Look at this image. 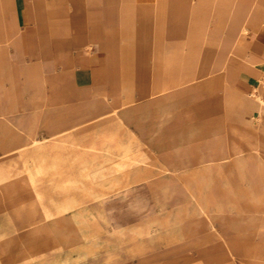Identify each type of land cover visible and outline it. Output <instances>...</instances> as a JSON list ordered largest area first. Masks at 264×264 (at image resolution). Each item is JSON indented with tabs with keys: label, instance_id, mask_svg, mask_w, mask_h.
Returning a JSON list of instances; mask_svg holds the SVG:
<instances>
[{
	"label": "crops",
	"instance_id": "obj_1",
	"mask_svg": "<svg viewBox=\"0 0 264 264\" xmlns=\"http://www.w3.org/2000/svg\"><path fill=\"white\" fill-rule=\"evenodd\" d=\"M4 3L0 0V20L17 22L19 59L25 69H38L40 99L55 102L51 115L71 117V124L87 118L86 125L106 119L114 124L119 118L126 137H121L122 147L130 149V140L135 141L137 163L163 173L195 178L208 173L219 180L228 168L240 185L248 184L246 194L259 211L264 237V185L256 167L264 164V155L235 149L238 133L264 145L254 129L264 118V10L255 19L249 10L254 0ZM245 26L248 32L242 36ZM9 88L2 82V91ZM243 226L223 224L229 254L251 253L254 264H264L257 262L264 255V239L249 250L240 247L238 241L247 240Z\"/></svg>",
	"mask_w": 264,
	"mask_h": 264
},
{
	"label": "rangeland",
	"instance_id": "obj_2",
	"mask_svg": "<svg viewBox=\"0 0 264 264\" xmlns=\"http://www.w3.org/2000/svg\"><path fill=\"white\" fill-rule=\"evenodd\" d=\"M17 33L16 21L0 20V64L14 54ZM19 101L12 110L0 107V264H254L251 253L232 257L223 234L224 223L244 225L247 240L238 241L244 251L264 239L248 184L240 185L228 168L217 180L208 173L193 178L139 164L138 150L122 147L125 134L107 119L39 148L4 154L12 137L22 143L49 138L53 128L72 121L51 115L55 102L28 89ZM254 129L264 138V118ZM256 167L264 185V164ZM201 197L211 199L210 206ZM257 262L264 263V255Z\"/></svg>",
	"mask_w": 264,
	"mask_h": 264
},
{
	"label": "bare ground",
	"instance_id": "obj_3",
	"mask_svg": "<svg viewBox=\"0 0 264 264\" xmlns=\"http://www.w3.org/2000/svg\"><path fill=\"white\" fill-rule=\"evenodd\" d=\"M195 2V1H194ZM242 2V0H241ZM253 3V2H252ZM235 5V4H234ZM240 5V4H239ZM239 7V6H238ZM244 8L245 10H247V6L246 5H242L241 3V7L240 8ZM120 8V7H119ZM242 8V9H243ZM249 10L251 12H255V19L257 18V16L264 10V2L263 0H254V5H251ZM239 11H242V10H239ZM238 11V13H239ZM240 15V14H239ZM238 15V16H239ZM118 17V15H117ZM231 17V16H230ZM211 21V20H210ZM255 21V20H254ZM254 21L251 22V25L254 24ZM120 23V22H119ZM227 25V24H226ZM135 28V27H134ZM119 29V28H118ZM248 28L245 26L242 28V31H241V35L245 36V34L248 32L247 30ZM134 30V29H133ZM37 34V33H36ZM14 35V34H13ZM17 35H19V33H17ZM38 35V34H37ZM138 36V35H137ZM163 36V35H162ZM169 37V36H168ZM219 37V36H217ZM17 38V37H16ZM136 38V37H135ZM134 38V40H136ZM164 38V37H163ZM121 39V38H120ZM217 39V38H215ZM230 39V38H229ZM133 40V39H132ZM231 40V39H230ZM169 41V40H168ZM222 41V40H221ZM19 42V40H18ZM17 42V40L15 39V43H16V50L14 52V54H10V55H7L6 56V61L3 62V64H0V83L2 82H9L10 84V88L9 90H5L3 91V96H0V107H2V104H7L6 105V109H9V110H12V109H15L17 108V103H19V98H20V94L25 90V89H28L31 91V94L35 97H39L40 96V78H39V73H38V69H25L24 66H23V60L21 61L19 59V48H20V44ZM76 42V41H75ZM222 43V42H221ZM110 44V43H109ZM174 44V43H173ZM230 44V42H229ZM158 50V49H157ZM186 50V49H185ZM154 51V50H153ZM226 51V50H225ZM20 52V51H19ZM82 52V51H81ZM40 53V52H39ZM45 53V52H44ZM164 53V52H163ZM172 53V52H171ZM218 54V53H217ZM148 55V54H147ZM23 56V55H22ZM164 56V55H163ZM46 57V56H45ZM26 59V58H25ZM134 59V58H133ZM164 61V60H163ZM54 62V61H53ZM155 62V61H153ZM146 67V66H145ZM155 68V67H154ZM96 70V69H95ZM103 70V69H102ZM71 71V70H70ZM99 70H97L98 72ZM156 71V70H155ZM99 73V72H98ZM45 74V73H44ZM60 74V73H59ZM58 76V75H57ZM103 77V76H102ZM69 78V77H68ZM95 79V77H94ZM104 79V78H103ZM78 80V79H77ZM89 80V79H88ZM59 81V80H58ZM95 81V80H94ZM105 81V80H104ZM72 83V82H71ZM74 83V82H73ZM83 82H81L80 84H82ZM78 84V83H77ZM66 85V84H64ZM76 85V84H75ZM46 87V86H45ZM57 87V86H56ZM83 87V86H82ZM87 87V86H86ZM81 88V86H80ZM136 88V87H135ZM6 89V88H5ZM51 89V88H50ZM181 89V88H180ZM49 90V89H48ZM178 90V89H177ZM257 91V90H256ZM1 92V91H0ZM112 94V93H111ZM119 94V93H118ZM261 94V93H260ZM56 95V94H55ZM50 96V95H49ZM48 97V95H47ZM118 97V96H116ZM50 98V97H49ZM72 98V97H71ZM4 99V100H3ZM23 99V98H22ZM95 99V98H94ZM28 100V99H27ZM55 100V99H54ZM3 101V102H2ZM51 101V100H50ZM63 101V100H62ZM52 102V101H51ZM61 102V101H59ZM58 102V103H59ZM92 102V101H91ZM90 102V104H91ZM63 103V102H62ZM70 103V102H68ZM264 103V102H263ZM51 104V103H50ZM72 104V103H71ZM88 104V103H87ZM262 104V103H261ZM19 105V104H18ZM69 105V104H68ZM94 105V104H93ZM84 106V105H83ZM89 106V105H88ZM107 106V105H106ZM94 107V106H93ZM23 108V107H22ZM25 108V107H24ZM30 108V107H29ZM91 108V107H90ZM159 109V108H158ZM60 110V109H59ZM6 111V110H5ZM36 111V110H35ZM58 111V109H57ZM63 111V110H62ZM118 111V110H117ZM45 112V111H44ZM2 113V112H0ZM5 113V112H3ZM2 113V114H3ZM115 113V112H114ZM120 113V112H119ZM170 113V112H169ZM6 115V114H5ZM43 115V114H42ZM64 115V114H63ZM14 116V115H13ZM161 116V115H159ZM163 116V115H162ZM105 117L103 118H98V120H102L104 119ZM122 118V117H121ZM37 119V118H36ZM88 119L87 118H84L82 119V121H76L74 124H70L68 126V128H63V126H58L57 128H53V130L50 132V137L49 138H34L32 139L31 141L28 140V142H20V141H17L16 139H14L13 137L10 138L9 142H10V147L6 148V149H9V150H4V154H9V153H18L19 151H24L25 149H28V148H39L41 146L44 145V143L49 140V141H53L58 135L61 136V133L64 131H72V132H75L77 130H80L81 128L85 127L86 123H87ZM49 122V121H48ZM59 122V121H58ZM96 122V121H94ZM115 125H118L120 126V123H119V118H114L113 121H112ZM100 123V122H99ZM55 124V123H54ZM101 124V123H100ZM122 124V123H121ZM33 125V124H32ZM31 125V126H32ZM40 125V124H39ZM44 125V124H43ZM137 125V124H136ZM92 127H93V124H92ZM128 127V126H126ZM101 129V127H99ZM121 128V127H120ZM119 128V129H120ZM118 129V131H119ZM39 130V129H38ZM100 131V130H99ZM113 132V131H111ZM127 132V131H125ZM42 133V132H41ZM96 133V132H95ZM94 133V134H95ZM115 133V132H114ZM124 133V132H123ZM84 134V133H83ZM86 134V133H85ZM98 134V133H97ZM107 134V133H106ZM121 134V133H120ZM135 134V133H134ZM185 134V133H184ZM236 134V133H235ZM234 134V135H235ZM239 134V138H240V145H239V148H235V149H239V152H242V151H245V150H256L258 151L261 155H264V145L261 141H259L258 139H255V138H252L251 136H249L248 134H244V133H238ZM69 135V134H68ZM75 135V134H74ZM103 135V134H102ZM105 135V134H104ZM116 135V134H114ZM83 136V135H82ZM41 137V136H39ZM90 137V136H89ZM92 137V136H91ZM104 137V136H103ZM184 137V136H183ZM33 138V137H32ZM98 138V137H97ZM96 138V139H97ZM115 138V137H114ZM124 138V137H123ZM126 138V137H125ZM232 138H235V137H232ZM71 139V138H70ZM73 139V138H72ZM138 139V138H137ZM144 139V138H143ZM230 139V138H229ZM63 140H66V139H63ZM108 140V139H107ZM71 141V140H70ZM91 142V141H90ZM139 142V141H138ZM60 143V142H59ZM72 143V142H71ZM76 143V142H75ZM239 143V142H238ZM50 144V143H49ZM69 144V142L67 143ZM74 144V143H73ZM72 144V145H73ZM187 144V143H186ZM228 144V142H227ZM235 144V143H234ZM54 145V144H53ZM59 145V144H58ZM65 145V144H64ZM75 145V144H74ZM92 145V144H91ZM108 145V144H107ZM136 145V142L135 141H132L130 140L129 142V147L130 149L134 148V146ZM181 145V144H180ZM231 145V143H230ZM62 146V145H61ZM94 146V145H92ZM227 146V145H226ZM234 146V145H233ZM232 146V147H233ZM238 146V145H237ZM143 147V146H142ZM185 147V146H184ZM71 148V147H70ZM76 148V147H75ZM91 148V147H90ZM117 148V147H116ZM114 148V149H116ZM58 149V148H57ZM69 149V148H68ZM102 149V148H101ZM144 149V148H143ZM34 150V149H33ZM54 150V149H53ZM59 150V149H58ZM71 150V149H70ZM89 150V149H88ZM91 150V149H90ZM118 150V149H117ZM116 150V151H117ZM228 150V149H227ZM28 151V150H27ZM93 151V150H92ZM141 151V150H140ZM234 151V150H233ZM232 151V152H233ZM238 151V150H236ZM63 152V151H62ZM89 152V151H87ZM98 152V151H97ZM231 152V151H230ZM37 153V152H36ZM49 153V152H48ZM112 153V152H111ZM119 153V152H118ZM235 153V151H234ZM38 154V153H37ZM50 154V153H49ZM83 154V153H82ZM90 154V152H89ZM132 154V153H131ZM155 154V153H154ZM201 154V153H200ZM11 155V154H10ZM18 155V154H17ZM47 155V154H46ZM57 155V154H56ZM62 155V154H61ZM64 155V154H63ZM73 155V154H72ZM78 155V154H77ZM175 155V154H174ZM2 156V155H1ZM15 156V155H14ZM44 156V155H43ZM58 156V155H57ZM70 156V155H68ZM91 156V155H90ZM93 156V155H92ZM91 156V157H92ZM102 156V155H101ZM125 156H128L125 155ZM5 157V156H4ZM9 157V156H8ZM11 157V156H10ZM24 157V156H23ZM59 157V156H58ZM61 157V156H60ZM65 157V156H64ZM75 157V156H74ZM83 157V156H82ZM85 157V156H84ZM87 157V156H86ZM98 157V155H97ZM110 157V156H109ZM116 157V156H115ZM120 157V156H119ZM18 158V157H17ZM16 158V159H17ZM20 158H22L20 156ZM40 158V156L38 157ZM56 158V157H55ZM90 158V157H89ZM123 158V157H122ZM67 159V158H66ZM83 159V158H82ZM91 159V158H90ZM255 159V158H254ZM8 160V159H7ZM20 160V159H19ZM32 160V159H31ZM96 160V159H95ZM94 160V161H95ZM141 160H147V159H141ZM10 161V160H9ZM40 161V160H39ZM81 161V160H80ZM93 161V162H94ZM31 162V161H30ZM1 163V162H0ZM8 163V162H7ZM18 163V162H17ZM44 164V163H43ZM16 165V164H15ZM26 165V164H25ZM20 166V165H19ZM23 166V165H22ZM41 166V164H40ZM55 166V165H54ZM75 166V165H74ZM83 166V165H81ZM92 166V165H91ZM137 166V165H136ZM7 167H10V166H7ZM14 167V166H12ZM42 167V166H41ZM52 167V166H51ZM88 167V166H87ZM97 167V166H96ZM110 167V166H109ZM11 168V167H10ZM28 168V167H27ZM57 168V167H56ZM73 168V167H72ZM81 168V167H80ZM92 168V167H91ZM55 168H53L52 170H54ZM44 170V169H42ZM70 170V169H69ZM90 170V169H89ZM93 170V169H92ZM91 170V171H92ZM96 170V169H95ZM123 170V168H122ZM45 171V170H44ZM51 171V170H50ZM55 171V170H54ZM97 171H98V168H97ZM17 172V171H16ZM52 172V171H51ZM73 172V171H72ZM24 173V172H23ZM22 173V174H23ZM50 173V172H49ZM71 173V172H70ZM80 173V172H79ZM46 174V173H45ZM8 176V175H7ZM24 176V175H23ZM49 176V175H48ZM54 176V175H53ZM13 178V176H12ZM33 183V182H32ZM43 184V183H42ZM48 184V183H47ZM33 186V184H32ZM34 187V186H33ZM50 187V186H49ZM53 187V186H51ZM64 187V186H63ZM5 189V188H4ZM16 191V190H15ZM6 192V191H5ZM204 199V198H203ZM3 200V199H2ZM5 200V199H4ZM6 201V200H5ZM70 209V208H69ZM258 254V253H257Z\"/></svg>",
	"mask_w": 264,
	"mask_h": 264
}]
</instances>
